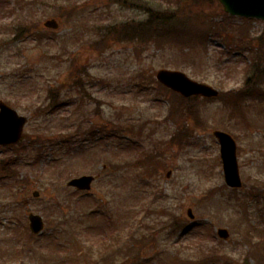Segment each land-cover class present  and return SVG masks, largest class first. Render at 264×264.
Here are the masks:
<instances>
[{
    "label": "rangeland",
    "instance_id": "1",
    "mask_svg": "<svg viewBox=\"0 0 264 264\" xmlns=\"http://www.w3.org/2000/svg\"><path fill=\"white\" fill-rule=\"evenodd\" d=\"M43 1L45 2L42 3ZM124 1L127 5L116 4L111 0H73L70 2L72 5L67 4L66 0H11L6 6H0V101L15 106L14 109L20 115L27 117L24 133L31 140L39 135L44 145L43 155L39 159H36L34 144L28 143V139L19 145V153L0 148V158H9L10 165L19 171L18 180L22 179V182L12 184L14 179L0 173V234L3 236L0 244L4 245L3 249L0 248V255L12 256L21 252L19 245L28 240V236L19 228L15 229L14 234L10 231L23 224L27 227L25 218L29 213L50 218L48 229L44 228L48 232L57 219H62V213L71 217L82 216L84 212L89 214L100 208L97 201L103 199L105 211L99 209L84 215L95 217H84L83 220L77 218L83 223H76V228H73L80 231L77 242L84 237L98 242L100 237L105 238L116 231L125 232L135 218L137 222H142L139 225L141 230L152 224L161 228L156 230L153 237L157 241L152 238V243L147 246L146 257L142 258L144 261H152V252L157 248H165L168 257L181 255L184 258H196L201 252L215 247L222 264H238L247 247L234 242V237L237 236L235 232H239L236 230L237 226L242 231L249 224L245 210L255 219V223L251 219L252 225L260 229L258 224L263 225L264 200L259 206L255 205V200L246 209L243 203L246 202L245 194L252 186H264V94L258 98L257 95H250L249 99L242 100L244 107L245 104L250 107L245 109L244 121L242 118L229 119V102L200 100L196 104L199 121L190 119L188 128L191 133L188 139L185 137L180 145H173L168 142L169 138L181 122L175 116L167 119L172 95L168 91L160 93L155 75L163 68L174 69L223 93L238 91L245 79H252L249 85L254 83V77L244 72V65L248 64L249 59L234 53L223 55L221 45L217 42L210 44L206 53L198 46L202 42L194 43L197 48L190 51L194 47L190 41L192 47L187 52L170 50L163 41L154 46H140L136 41L112 43L101 54L91 51L88 43L97 37L96 26L141 20L144 15L139 6L150 4L147 0ZM201 1L203 3L200 6H196L191 0H182L180 5L186 8L188 15L194 12L195 15H213L218 20L225 19H222L223 11L217 1ZM55 5L61 7L57 8ZM205 18L207 22L208 18ZM21 19L32 20L35 26L33 30L47 32L54 38L47 36L48 40L42 42H34L31 38L13 41V27ZM51 19L58 24L55 30L43 26L45 21ZM228 21L227 19L226 22ZM234 23L246 26L249 30L248 38L256 46L258 41L255 38L260 35L263 22L255 21L247 25L237 20ZM195 26L199 27V24ZM228 32L231 33L230 37H236L234 31ZM221 44L227 50L235 47V44L228 41H222ZM246 50L248 49L242 44L240 51ZM245 53L248 56L252 54ZM79 81L84 83L94 101L88 98L82 100L75 92V82ZM56 87L62 107L57 112L37 117L34 111L42 106V101H46L48 89ZM258 88L264 93V79ZM162 97L165 103L158 101ZM91 128H100L99 135L96 132L95 136L91 133L86 135L85 132H90ZM225 128L236 136L237 162L244 185L231 197L228 195L230 190L222 188L224 185L218 145L212 136L214 130L227 131ZM119 132L125 138L117 139ZM99 136L102 139L94 143L93 149H82L80 144L90 147L93 144L89 140H99ZM70 137L73 138V143L64 144ZM127 138L135 141V145L126 141ZM55 144H60L59 148ZM71 146L73 148L70 151L66 150ZM147 153L156 154L158 164L165 165L164 169L158 168L160 174L155 183L159 186L157 192L161 196L158 201L152 200L153 202L147 191H141L147 188L134 185L137 171L133 172L134 169L129 168L123 173L113 172L122 171L119 165L123 164L124 168ZM168 171H171V175L166 178ZM84 174L99 175L88 193L93 198L81 197L80 193L66 187L68 180ZM57 175L59 177L54 179ZM34 191H38V198L32 197ZM79 197L81 200H76ZM52 199L60 202L62 213L50 208ZM147 205H151L148 211L143 208ZM187 208L194 215V220H188L187 223L193 233L188 239L182 236L174 241L175 236L170 234L167 225H163L166 220L164 212L167 209L176 213L180 211L184 220L187 218ZM102 213V217L113 215L114 221L112 224L105 223L106 234L103 233V236L95 240L94 234L86 225L92 223L95 232H99L98 227L102 228L103 219L97 218ZM198 225L201 226L196 227ZM217 228L229 232L227 241L215 236ZM62 230L74 237L68 227H63ZM39 237L41 236L36 238ZM36 238L24 243L23 249L26 247L27 251L28 247L37 248L45 253L49 245H43ZM64 240L65 237L60 239ZM74 241L72 239L64 248H60L59 256L65 258L70 250L73 252ZM173 243L176 244V251L172 247ZM69 258H73L72 255ZM6 260L12 259L7 257ZM65 261L67 264L68 258ZM40 263L42 262L35 256L32 258L28 254L22 261V264ZM0 264H4L3 261ZM48 264L60 263L54 257ZM126 264H136V261ZM158 264L162 262L158 261ZM244 264H257V260L254 261L252 255Z\"/></svg>",
    "mask_w": 264,
    "mask_h": 264
},
{
    "label": "water",
    "instance_id": "2",
    "mask_svg": "<svg viewBox=\"0 0 264 264\" xmlns=\"http://www.w3.org/2000/svg\"><path fill=\"white\" fill-rule=\"evenodd\" d=\"M220 2L225 11L231 15L261 18L264 20V0H220ZM45 26L51 28L57 27L54 21L46 22ZM157 79L185 97L195 95L211 98L218 95V92L213 88L193 82L179 72L161 70L157 74ZM24 123V118L18 117L14 111L3 103H0V144L7 145L17 142ZM214 135L221 144L225 182L230 187H240L241 183L235 158V144L230 136L225 133L214 132ZM91 181V177H82L71 181L68 185L78 189H89ZM29 219L32 232H40L42 229L41 218L30 215ZM220 235L226 237V233L223 231H220Z\"/></svg>",
    "mask_w": 264,
    "mask_h": 264
},
{
    "label": "trees",
    "instance_id": "3",
    "mask_svg": "<svg viewBox=\"0 0 264 264\" xmlns=\"http://www.w3.org/2000/svg\"><path fill=\"white\" fill-rule=\"evenodd\" d=\"M70 0H67V2ZM118 3L127 5V2L124 0H114ZM158 1V0H153ZM192 3H195L196 5H200L202 3L201 0H191ZM167 3L164 4L161 1L155 2L154 4L144 5L141 4L139 8L143 12V15L145 16L142 20H132L128 23L118 24L110 27H106L105 29L101 30L99 33V38L92 44V49L96 51H102L105 48L108 47V45L114 41L124 39V40H132V39H138L139 41H143L144 43H152L153 41H157L158 43L161 41V37L171 38V41L173 40H181L184 41L183 43L178 44H186V40L181 38L180 31L182 30V23L189 22L191 20V17L183 16V8L178 5V2H181V0H173L166 1ZM177 7V11L174 9ZM185 15V14H184ZM217 26V25H216ZM29 27H31L30 24L24 23L19 26V30H22V32H26ZM261 43V47L264 46V33L259 39ZM186 47V46H185ZM181 49H184L181 47ZM248 81L247 80L244 84L245 88L248 87ZM239 92L236 93L232 98L235 101H238L240 99ZM197 99L192 98L188 100L189 105L187 106L189 113H194V115L197 114L196 107L194 105V101ZM175 111V108L172 110V112ZM171 112V113H172ZM10 173H13L10 171ZM103 246L105 248V253L100 254L97 259L101 260H91L92 255L89 254L88 257L86 255H83L81 258L77 259L74 257V260L76 264H99L100 262H111V251L109 254L107 252L108 249L116 250V243L109 241L107 243H103ZM254 247H259L264 253V240L257 242L254 244ZM119 249V248H117ZM117 256V255H116ZM114 256V258L116 257ZM51 257V256H50ZM48 260V259H47ZM114 260V259H113ZM113 262V261H112ZM190 263V261H189ZM108 264V263H105Z\"/></svg>",
    "mask_w": 264,
    "mask_h": 264
}]
</instances>
